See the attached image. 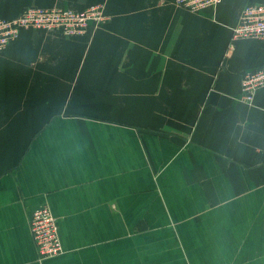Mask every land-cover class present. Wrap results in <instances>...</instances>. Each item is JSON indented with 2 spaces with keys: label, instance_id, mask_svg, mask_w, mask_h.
<instances>
[{
  "label": "crops",
  "instance_id": "0c3cea01",
  "mask_svg": "<svg viewBox=\"0 0 264 264\" xmlns=\"http://www.w3.org/2000/svg\"><path fill=\"white\" fill-rule=\"evenodd\" d=\"M0 0L106 21L82 36L23 29L0 53V264H264V40H233L246 5ZM46 206L63 252L39 260Z\"/></svg>",
  "mask_w": 264,
  "mask_h": 264
},
{
  "label": "built area",
  "instance_id": "2783aa9c",
  "mask_svg": "<svg viewBox=\"0 0 264 264\" xmlns=\"http://www.w3.org/2000/svg\"><path fill=\"white\" fill-rule=\"evenodd\" d=\"M221 0H174L177 8L195 13L215 7ZM101 5L82 11L71 9L28 8L12 19H0V53L14 40L23 29L43 32H57L63 37L84 35L88 28H99L105 21ZM233 40H264V4L246 5L238 24L232 29ZM264 89V67L246 72L240 84V100L254 103L257 92ZM29 228L36 246L39 260L59 256L62 252L56 219L46 206L34 210Z\"/></svg>",
  "mask_w": 264,
  "mask_h": 264
}]
</instances>
